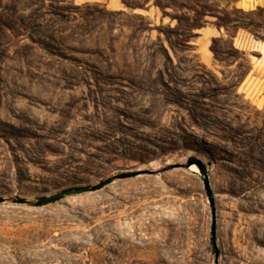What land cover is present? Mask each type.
<instances>
[{
  "label": "rangeland",
  "instance_id": "1",
  "mask_svg": "<svg viewBox=\"0 0 264 264\" xmlns=\"http://www.w3.org/2000/svg\"><path fill=\"white\" fill-rule=\"evenodd\" d=\"M0 264H264V0H0Z\"/></svg>",
  "mask_w": 264,
  "mask_h": 264
},
{
  "label": "water",
  "instance_id": "2",
  "mask_svg": "<svg viewBox=\"0 0 264 264\" xmlns=\"http://www.w3.org/2000/svg\"><path fill=\"white\" fill-rule=\"evenodd\" d=\"M130 175H132V173H121V174L115 175V178H122V177L130 176ZM112 179L113 178H107V179H105V180H103L100 183H97L95 185H92L89 187H83V188H79V189H75V190H69L68 192H83L86 190L96 189V188H99L100 186L110 182ZM50 198H52V197H46L43 200H48Z\"/></svg>",
  "mask_w": 264,
  "mask_h": 264
},
{
  "label": "crops",
  "instance_id": "3",
  "mask_svg": "<svg viewBox=\"0 0 264 264\" xmlns=\"http://www.w3.org/2000/svg\"><path fill=\"white\" fill-rule=\"evenodd\" d=\"M203 34H209L210 37H217L218 35H221L222 34V30L219 29V28H215L213 26H211L210 24L207 25V26H204L203 27V31H202ZM234 38H238V36H235Z\"/></svg>",
  "mask_w": 264,
  "mask_h": 264
},
{
  "label": "trees",
  "instance_id": "4",
  "mask_svg": "<svg viewBox=\"0 0 264 264\" xmlns=\"http://www.w3.org/2000/svg\"><path fill=\"white\" fill-rule=\"evenodd\" d=\"M194 162L197 163V165L199 166L201 170H203L204 172L206 171L205 165L202 161L196 159Z\"/></svg>",
  "mask_w": 264,
  "mask_h": 264
},
{
  "label": "bare ground",
  "instance_id": "5",
  "mask_svg": "<svg viewBox=\"0 0 264 264\" xmlns=\"http://www.w3.org/2000/svg\"><path fill=\"white\" fill-rule=\"evenodd\" d=\"M194 169H197L198 167L196 165H192Z\"/></svg>",
  "mask_w": 264,
  "mask_h": 264
}]
</instances>
